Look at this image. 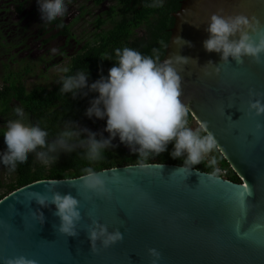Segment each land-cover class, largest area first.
<instances>
[{"label": "water", "instance_id": "obj_1", "mask_svg": "<svg viewBox=\"0 0 264 264\" xmlns=\"http://www.w3.org/2000/svg\"><path fill=\"white\" fill-rule=\"evenodd\" d=\"M220 9L264 21V0H183L174 13L164 58L180 54L197 61L177 65L183 77L181 100L199 124L206 123L241 182L217 175L218 182L212 183L210 173L197 168L186 178L171 176L182 165L170 163L161 170H141L135 164L103 169L109 176L117 169L123 177L109 182V197L95 195L79 180L61 179L57 190L77 196L83 214L79 235L68 236L56 229L60 218L54 215L55 205L43 207L35 200L28 205L26 193L43 191L40 182L48 179L38 180L0 200V258L23 254L40 264H151L148 249L155 247L162 253L161 264H264V129L256 128L264 115L248 110L254 98L250 89L264 93V64L247 57L243 65L231 57L223 63L220 53L204 48L209 18ZM176 37L191 46L178 45ZM209 61L221 63L218 75L205 74ZM245 185L242 211L235 189ZM30 209H41L45 222L36 220ZM93 220L110 231L119 228L123 239L93 252L86 231Z\"/></svg>", "mask_w": 264, "mask_h": 264}, {"label": "clouds", "instance_id": "obj_2", "mask_svg": "<svg viewBox=\"0 0 264 264\" xmlns=\"http://www.w3.org/2000/svg\"><path fill=\"white\" fill-rule=\"evenodd\" d=\"M163 3L164 0H151L150 6L160 7ZM37 4L41 21L51 23L68 12L65 0H37ZM206 31L209 37L203 41L204 48L220 53L223 63H230L231 57L237 64L243 65L247 57L256 64H264V21L259 17L244 12L226 15L220 9L211 14ZM175 42L191 46V42L182 37H176ZM163 46L168 49L169 44ZM114 53V56H101L116 63L109 68L107 76L101 75L91 83L89 70L71 72L69 67L57 70L60 73L58 82L61 93H71L73 98L87 96L89 91L98 93L90 100L85 115L89 118H106L104 131L110 133L109 136L105 137L103 132L98 134L70 119L64 122L54 139H49L47 127L32 123L24 107L17 105L13 108L14 118L6 120L2 132L6 149L0 151V163L15 171L18 165L28 161L30 153H34L41 165L50 167L62 153L82 148L88 165L81 169L77 179L63 180H79L84 188L95 195L109 197V182L115 183L123 177L117 169H113L109 176L107 170H97L94 165L105 159V151L113 147V140L119 136L120 142L139 154L135 166L141 170L153 167L161 170L163 163L154 158L168 151V145L172 143L170 155L173 159H181L182 166L174 170L171 176L186 178L194 166L207 160L208 165L214 168L208 178L212 183H217V158L214 155L209 158V154L218 148L217 139L208 131L206 123H200L196 128L188 125L189 108L181 100L183 77L177 65H186L194 59L180 54L162 59L157 48L152 50L151 55L128 46L117 47ZM203 67L207 75L221 72V63L209 61ZM250 96L254 98L248 102L249 114L264 115V93L250 89ZM256 128L264 129V123L258 122ZM40 183L45 184L43 191L26 193L28 205L33 200L43 207L55 205L54 215L60 218L56 229L64 235L78 236V225L83 220L80 199L71 192L62 194L57 190L61 179L51 178ZM237 202L243 211L245 200L237 199ZM30 210L36 220L41 224L45 222L41 209ZM86 231L91 250L95 253L123 239V232L119 228L110 231L108 225L99 220L87 225ZM236 231L240 235L239 222ZM148 252L151 264H161L160 250L151 247ZM0 260L2 264H40L37 259L23 254Z\"/></svg>", "mask_w": 264, "mask_h": 264}, {"label": "trees", "instance_id": "obj_3", "mask_svg": "<svg viewBox=\"0 0 264 264\" xmlns=\"http://www.w3.org/2000/svg\"><path fill=\"white\" fill-rule=\"evenodd\" d=\"M95 1L100 3L104 0ZM117 1L118 3L107 12V17H99L96 20L97 30L102 28L108 20L114 23L111 29L102 33H96V36L99 35L103 38L102 44H96L97 40H95L88 45L87 51H80L77 55L73 56L68 65L71 72L89 70L90 83L99 79L101 75L107 76L109 68L116 61L103 59L101 56L109 54L114 56V50L117 47H132L148 55H151L152 50L157 48L163 59L167 50L163 45L169 43L171 31L175 24L174 13L180 9L183 0H164L163 5L160 7L150 6L151 0ZM52 23H55L57 28L66 26L60 18H57ZM144 24H146V29L149 32L147 35L148 40L140 42L137 40L133 42L123 40L124 37L130 38L134 30ZM5 82L0 89L1 115L8 119L14 118V115H11L14 108L11 101L16 99L24 107L32 123H40L42 127H47L50 134L49 139L55 138L57 132L64 126V122L67 120L71 119L87 124L84 122L83 115H85V110L90 105V100L98 95L96 92L89 91L87 96L80 95L73 98L71 93L64 94L59 91V83L52 89L37 87L28 91L23 81L13 73L6 75ZM192 119L193 116L189 111L188 121ZM104 121L106 122V118ZM4 128H0V151L6 149L2 135ZM172 148L173 144L169 143L168 151L156 156L154 160L162 163L182 165L181 159H173L171 157L170 152ZM82 153V148H77L71 153H62L58 161L50 167L41 165L35 158V154L30 153L28 161L22 165H18L16 170L13 171L15 178L7 184L0 183V189H4L0 193V200L12 191L38 180L80 176L81 169L89 163L84 159ZM104 155L105 159L94 165L97 170L136 164V159L139 156L138 153H133L114 142L113 147L107 149ZM213 155L217 158V165L215 166L219 168L217 175L234 182H241V178L218 148L213 150ZM193 168L209 173L214 170L213 167L208 165L207 160Z\"/></svg>", "mask_w": 264, "mask_h": 264}, {"label": "rangeland", "instance_id": "obj_4", "mask_svg": "<svg viewBox=\"0 0 264 264\" xmlns=\"http://www.w3.org/2000/svg\"><path fill=\"white\" fill-rule=\"evenodd\" d=\"M65 2L68 7V12L62 18H64L63 20L67 21L68 23H72L74 39L69 40L70 46H68L69 53L72 54L77 48L81 47L83 44V38H90L97 32L94 27V22L97 16L106 11L109 6L113 4V1L104 3L100 6H96L90 0H65ZM24 4L25 12L23 21L27 20V23L25 24L27 29L24 32L27 37V46H24L23 50H10L7 55L4 53L1 54L2 60H0V89L6 83L5 77L8 73L17 75V77L23 81L28 91L37 87L51 89L59 81L60 73L57 70L62 67H67L69 58L66 56L67 58L63 60L60 58L62 53H59L60 49L64 46L65 39L60 37L56 38L52 42V38L50 43L47 44L54 31L52 32V30H49V22L41 21V14L39 12L37 0H31L30 2ZM13 7L14 6H12V8ZM103 17H105V14H103ZM3 18L4 20L8 19V22H20L18 20L17 13L14 11V8L13 12H10L6 9L4 15L0 16V21ZM32 21L39 27L38 33L44 29L45 35H40V38L36 37L38 35H36L37 27L30 25V22L32 24ZM110 26H112V23L111 20H108L104 28H109ZM6 39L7 43L9 42L14 46L19 42V39H16L15 35L9 36ZM45 39H47L46 44L44 41ZM10 54H12V56ZM53 58H55L54 61L52 60ZM4 64L7 69L2 67ZM27 67L32 69L31 73L26 70ZM14 104L16 103L14 102ZM11 115L14 114L12 113ZM7 119L8 118H5L0 113V128L5 127ZM188 125L196 128L199 125V122L193 118L192 120L188 121ZM212 153L209 154V158L212 156ZM14 178L15 173L0 163V183L7 184ZM3 190L4 189L1 188L0 193L3 192Z\"/></svg>", "mask_w": 264, "mask_h": 264}, {"label": "flooded vegetation", "instance_id": "obj_5", "mask_svg": "<svg viewBox=\"0 0 264 264\" xmlns=\"http://www.w3.org/2000/svg\"><path fill=\"white\" fill-rule=\"evenodd\" d=\"M31 0H0V16L4 15V12H6V9L10 12H13V8H14V11L17 13V17H18V20L20 21L19 23L16 22V23H13V22H8V19L7 20H4V18L0 21V60H2V56L1 54L4 53L5 55L8 54V52H10V50L14 51L15 49L16 50H23L24 49V46H27V43H26V34L24 33L25 30L27 29L25 27V24L27 23V20L26 21H23V18H24V3H28L30 2ZM92 1L96 6H100V5H103L104 3H108V2H112L113 1V4L109 6V8L104 11L102 14H99L96 18V20L99 18V17H103V14H105V17H107V12H109L111 10V8L113 6H115L118 1L117 0H104V1H101L100 3H97L95 0H90ZM12 6H14L12 8ZM82 11V10H81ZM86 11V9H85ZM104 17V18H105ZM60 19H64L62 17H58ZM17 20V21H18ZM96 20L94 22V27L95 29L97 30V25H96ZM30 21V20H29ZM64 24L66 26H63V27H59L57 28L55 23H50L48 26L49 30L52 32L54 31V33H52V35L50 36L49 38V42L47 43V39H45V44H49L50 43V40L52 39V42L56 39V38H60V37H63L65 39V43H64V46L60 49L59 53L61 52L62 53V56L60 57L61 59H65V58H69L68 59V62H67V67L72 59L73 56L77 55L78 52L80 51H87V49L89 48L88 45L91 44L92 42H94L95 40H97V43L96 44H102L103 42V38L100 37L99 35L96 36V33H102L103 31H107L109 29H111L114 25V23L111 21L112 23V26H110L109 28H104L105 24L108 22H106L102 28L98 29L97 32L95 34H93L90 38L88 37H85L82 39V45L81 47L77 48L74 53L70 54L69 53V50H68V46H70V43H69V40L71 39H74L73 38V32H72V23H68L67 21L63 20ZM30 25H34L37 27L36 29V37L40 38L41 36L40 35H45V30L43 29L42 31H40L38 33V30H39V27L37 25L34 24V22L32 21V24L30 22ZM27 26V25H26ZM68 26V27H67ZM147 26L146 24L142 25L141 27L137 28L134 30L133 34L131 35V37L129 38H126L124 37L123 40L124 41H146L148 40L147 38V35H148V31H147ZM34 33V32H33ZM15 35L16 39L18 38L19 39V42L15 44V46L11 43H7V39L9 36H13ZM26 43V44H25ZM96 44H92V45H96ZM12 56V54H10ZM67 56V57H66ZM55 58H53L52 60L54 61ZM52 61V63H53ZM4 69H7L5 67V64L2 66ZM26 70L31 73L32 69L30 68H26ZM59 83V82H58ZM57 83V84H58ZM56 84V85H57ZM55 85V86H56ZM54 87V86H53ZM52 87V88H53ZM51 88V89H52ZM31 91V90H30ZM14 102L16 104H14ZM11 104L15 107L17 105H20V102L17 101L16 99H13L11 101ZM83 118H84V122H86L87 124H83L81 122H79V124L82 126V127H87V128H90L91 130L93 131H96L98 134L100 132H103V135L105 137L109 136L110 133L104 131V128L106 126V122L104 121V119H99V118H96V117H92V118H89L88 116L86 115H83ZM89 121V122H88ZM99 138V137H98ZM114 143L120 145V146H123L125 147V144L120 142L119 140V136H117L114 140H113ZM127 146V145H126Z\"/></svg>", "mask_w": 264, "mask_h": 264}, {"label": "snow or ice", "instance_id": "obj_6", "mask_svg": "<svg viewBox=\"0 0 264 264\" xmlns=\"http://www.w3.org/2000/svg\"><path fill=\"white\" fill-rule=\"evenodd\" d=\"M248 194V188L247 186L245 185L244 187L242 188H237L235 189V195H236V198L238 200H242L244 199V197Z\"/></svg>", "mask_w": 264, "mask_h": 264}]
</instances>
